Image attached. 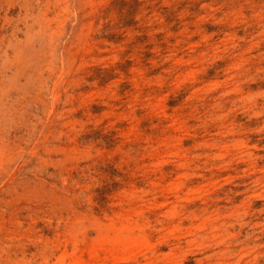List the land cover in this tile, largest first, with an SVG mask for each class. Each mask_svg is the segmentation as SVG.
Instances as JSON below:
<instances>
[{
  "label": "rangeland",
  "instance_id": "1",
  "mask_svg": "<svg viewBox=\"0 0 264 264\" xmlns=\"http://www.w3.org/2000/svg\"><path fill=\"white\" fill-rule=\"evenodd\" d=\"M0 264H264V0H0Z\"/></svg>",
  "mask_w": 264,
  "mask_h": 264
},
{
  "label": "bare ground",
  "instance_id": "2",
  "mask_svg": "<svg viewBox=\"0 0 264 264\" xmlns=\"http://www.w3.org/2000/svg\"><path fill=\"white\" fill-rule=\"evenodd\" d=\"M127 237H128V236H127ZM115 238H116V237H115ZM115 238H114V239H115ZM122 238H123V237H122ZM117 239H118V238H117ZM125 239H126V238H125ZM127 239H129V238H127ZM124 241H125V240H124ZM124 241H123V242H124ZM125 242H126V241H125ZM119 243H120V241H119ZM124 244H125V243H124ZM125 245H126V244H125Z\"/></svg>",
  "mask_w": 264,
  "mask_h": 264
}]
</instances>
